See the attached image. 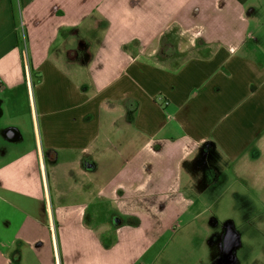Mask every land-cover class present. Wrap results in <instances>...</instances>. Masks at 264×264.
I'll return each instance as SVG.
<instances>
[{"label":"crops","instance_id":"0c3cea01","mask_svg":"<svg viewBox=\"0 0 264 264\" xmlns=\"http://www.w3.org/2000/svg\"><path fill=\"white\" fill-rule=\"evenodd\" d=\"M249 1L0 0V264H154L205 199L264 211Z\"/></svg>","mask_w":264,"mask_h":264},{"label":"rangeland","instance_id":"374dc122","mask_svg":"<svg viewBox=\"0 0 264 264\" xmlns=\"http://www.w3.org/2000/svg\"><path fill=\"white\" fill-rule=\"evenodd\" d=\"M246 13L264 49V0H250ZM243 202L231 195L215 205L203 200L198 216L183 217L180 226L156 235L154 264H264V247L253 244L264 241V211L246 212ZM228 234L232 240L238 235L242 246L231 252L225 244Z\"/></svg>","mask_w":264,"mask_h":264},{"label":"built area","instance_id":"2783aa9c","mask_svg":"<svg viewBox=\"0 0 264 264\" xmlns=\"http://www.w3.org/2000/svg\"><path fill=\"white\" fill-rule=\"evenodd\" d=\"M25 64H26V70L28 72L29 71V67H28V57H27V54H25Z\"/></svg>","mask_w":264,"mask_h":264},{"label":"water","instance_id":"95a60500","mask_svg":"<svg viewBox=\"0 0 264 264\" xmlns=\"http://www.w3.org/2000/svg\"><path fill=\"white\" fill-rule=\"evenodd\" d=\"M230 234H228L227 235V238L225 239L226 241H229V242H232V239L230 238ZM229 242H228V244H229ZM226 244V243H225ZM228 244H226L227 245V248H229V246H228Z\"/></svg>","mask_w":264,"mask_h":264}]
</instances>
